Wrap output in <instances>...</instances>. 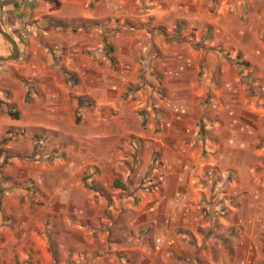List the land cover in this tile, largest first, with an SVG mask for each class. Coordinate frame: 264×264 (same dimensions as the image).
Here are the masks:
<instances>
[{
	"label": "crops",
	"instance_id": "crops-1",
	"mask_svg": "<svg viewBox=\"0 0 264 264\" xmlns=\"http://www.w3.org/2000/svg\"><path fill=\"white\" fill-rule=\"evenodd\" d=\"M0 21V264H54L56 222L60 246L111 248L93 264H264V0H18Z\"/></svg>",
	"mask_w": 264,
	"mask_h": 264
},
{
	"label": "rangeland",
	"instance_id": "rangeland-1",
	"mask_svg": "<svg viewBox=\"0 0 264 264\" xmlns=\"http://www.w3.org/2000/svg\"><path fill=\"white\" fill-rule=\"evenodd\" d=\"M5 32L9 33L12 37L14 32L3 26ZM6 45L10 51L13 50V47L10 43H8L1 35H0V46ZM4 191L1 189L0 194H3ZM135 204H138L137 201ZM55 227L57 228L55 230ZM59 223L56 222L55 226L52 230L48 229V225L45 224L44 231L40 232L41 237L47 241L49 245V250L53 254V258L55 259L54 264H93L91 260L85 261L84 258L90 259V255L92 253L101 254V252H106L110 250V247L99 246L92 247L91 242L88 245H81L79 240L76 237L77 232L74 230H69L66 236V245H59V237H60ZM84 256V258H83Z\"/></svg>",
	"mask_w": 264,
	"mask_h": 264
},
{
	"label": "water",
	"instance_id": "water-1",
	"mask_svg": "<svg viewBox=\"0 0 264 264\" xmlns=\"http://www.w3.org/2000/svg\"><path fill=\"white\" fill-rule=\"evenodd\" d=\"M17 1L18 0H1L0 1V13L3 8L9 7ZM0 35L8 43H10L13 47V53L11 55L6 56V57L0 56V62H9V61L17 59L19 57V49H18L17 43L15 42V40L12 38V36L9 33L4 31L1 21H0Z\"/></svg>",
	"mask_w": 264,
	"mask_h": 264
},
{
	"label": "trees",
	"instance_id": "trees-1",
	"mask_svg": "<svg viewBox=\"0 0 264 264\" xmlns=\"http://www.w3.org/2000/svg\"><path fill=\"white\" fill-rule=\"evenodd\" d=\"M2 145H3V143H2ZM1 153H2V148H1Z\"/></svg>",
	"mask_w": 264,
	"mask_h": 264
}]
</instances>
